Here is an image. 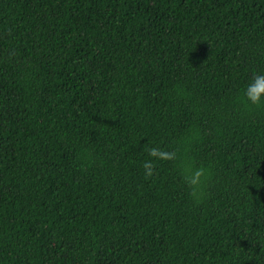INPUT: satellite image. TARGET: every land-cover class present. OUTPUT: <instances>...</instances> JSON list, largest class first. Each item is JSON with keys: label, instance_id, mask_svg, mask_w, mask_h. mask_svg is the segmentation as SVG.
Returning <instances> with one entry per match:
<instances>
[{"label": "trees", "instance_id": "trees-1", "mask_svg": "<svg viewBox=\"0 0 264 264\" xmlns=\"http://www.w3.org/2000/svg\"><path fill=\"white\" fill-rule=\"evenodd\" d=\"M256 73L264 0H0V264H264Z\"/></svg>", "mask_w": 264, "mask_h": 264}, {"label": "clouds", "instance_id": "clouds-1", "mask_svg": "<svg viewBox=\"0 0 264 264\" xmlns=\"http://www.w3.org/2000/svg\"><path fill=\"white\" fill-rule=\"evenodd\" d=\"M243 97L246 102L253 106L264 105V73H256L246 83L243 89ZM148 154L153 159H146L143 162V175L147 178L153 175L155 162L158 160H177V151H166L157 146L147 148ZM179 166L183 171V181L190 189L191 197L199 201L204 195L205 178L210 174L211 169L200 166L193 167L186 160L179 159Z\"/></svg>", "mask_w": 264, "mask_h": 264}]
</instances>
